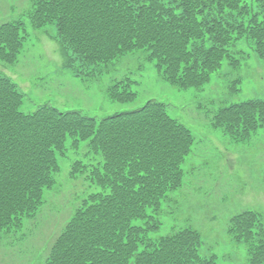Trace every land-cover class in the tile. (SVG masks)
Returning <instances> with one entry per match:
<instances>
[{
  "label": "trees",
  "instance_id": "obj_1",
  "mask_svg": "<svg viewBox=\"0 0 264 264\" xmlns=\"http://www.w3.org/2000/svg\"><path fill=\"white\" fill-rule=\"evenodd\" d=\"M257 3L250 16L245 0H35L30 21L37 28L55 24L63 52L86 74L144 53L164 81L182 90L203 89L225 64L237 70L235 55L244 52L232 51L239 42L250 43L264 60V0ZM235 14L248 21L237 22ZM23 29L22 23L0 25V61L16 63ZM131 91L122 80L107 93L127 103L135 100ZM23 100L16 82L0 73V233L23 228L36 216L45 190L56 184L58 154L68 140L74 148L87 142L103 157L88 175L102 190L67 219L46 264H214L216 256L204 255L203 233L192 225L149 236L154 214L184 187V166L196 142L168 104L151 99L98 120L48 104L27 113ZM212 125L234 144L252 145L264 131V99L225 105ZM80 167L78 162L72 174ZM227 235L246 247L247 263L264 264L261 212L232 215Z\"/></svg>",
  "mask_w": 264,
  "mask_h": 264
},
{
  "label": "rangeland",
  "instance_id": "obj_2",
  "mask_svg": "<svg viewBox=\"0 0 264 264\" xmlns=\"http://www.w3.org/2000/svg\"><path fill=\"white\" fill-rule=\"evenodd\" d=\"M245 1L251 16L252 7L259 4L257 0ZM34 2L0 0V25L16 22L24 27L16 63L0 61V73L11 77L24 95L21 110L29 113L48 104L101 120L135 110L151 99L168 104L169 114L191 128L196 142L184 166V187L154 214L149 236L157 239L192 225L203 233L204 255L216 256L214 264H249L246 247L228 240L227 227L230 217L244 210L259 211L264 216V131L246 147L224 137L213 127L212 118L225 105L264 99V60L257 51L250 43L239 42L232 51L244 52L235 55L240 63L237 70L225 64L203 89L182 90L164 81L155 62L144 53L124 57L110 64L108 70L103 65L92 66L95 72L86 74L63 52L55 24L33 26L30 17ZM234 18L248 21L240 14ZM102 70L106 71L101 74ZM122 80L130 83L134 101L119 103L109 98L108 88ZM58 160L61 171L56 184L45 190L44 203L36 216L25 221L23 228L0 233V264H46L67 219L86 197L101 192L88 175L103 157L95 155L87 142L74 148L68 140ZM78 162L82 167L72 174Z\"/></svg>",
  "mask_w": 264,
  "mask_h": 264
}]
</instances>
